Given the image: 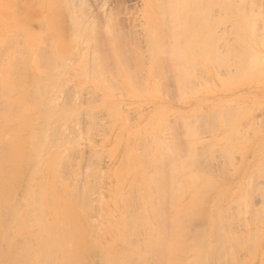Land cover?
Returning <instances> with one entry per match:
<instances>
[{
    "label": "rangeland",
    "instance_id": "374dc122",
    "mask_svg": "<svg viewBox=\"0 0 264 264\" xmlns=\"http://www.w3.org/2000/svg\"><path fill=\"white\" fill-rule=\"evenodd\" d=\"M55 1L0 0V46H2L0 51H6V56L0 54L2 57L0 58V83L4 84L6 65L16 57L15 65L30 66L31 70L30 72L27 70L28 73L25 76L22 75L26 71L25 68L18 66L19 69H17L21 70L19 72L23 77L27 76V79L37 78L40 75L37 73L48 71V67H45L47 64L43 65L46 61L44 57L48 58V55L51 54L55 57L58 54L62 55L60 59L62 60L64 57L66 63L61 61V64L64 63L66 68L69 66V72L66 69L67 74H64L65 72H62L65 68L61 65L64 68L63 71H60L61 74H64L61 77L68 81L60 86L63 79L59 78L61 83L58 85L62 89L60 90L58 85L54 84L57 86L56 88H59L57 93H55V86L51 87L53 85L49 84V76L47 74V77L43 74L41 76L43 79L45 77V80L47 78V84L45 82L44 86L54 88L52 91L55 90L54 93L57 97L59 96V101L55 96V98L51 96L54 99L52 102L56 100L58 106L63 110H68L67 113L72 117L71 121L65 122L69 124L68 126L62 121V125L65 126L63 133L60 135L55 133L59 145L61 143L68 144L56 145L57 141L52 139L53 134L48 135L49 150L48 155L44 154L46 156L44 157L45 164L54 162L58 157L61 159L60 155L64 154L62 162L59 163L62 164L58 166L59 168L57 167L60 171L56 172V176L53 174V170L51 172L44 167L39 176L32 172V168L28 164L24 165V168L19 170L17 194L13 201L17 200V203L20 201L23 203L24 197L22 196L26 194L27 188L30 189L37 184L39 179L44 183L51 177L56 181L54 193L50 188V193L47 195L49 197L48 205L53 207V195L59 194L62 188L68 187L72 197L70 199L68 194V201L73 206H77L78 209L75 208V210L80 211L86 206H88L87 209H90L85 210L84 208L82 214L80 211L79 216L75 215L76 217H74L73 215V218L71 216L72 223H76L75 225L78 226L89 219L93 222L90 224H96L90 227L91 230L101 235L97 237L99 240L94 233L95 236H90L92 240H89L93 242L92 245L89 243L90 245L87 247L85 264H102L101 256L104 259L105 254L103 251L115 241V236L119 234L121 228L123 232L128 230L129 234L124 235L122 232L123 237L120 236L122 239L116 242V249H122L123 251L120 250L121 254L130 250H138L139 254L149 255L142 261H139L141 258L134 259L135 261L131 264L135 262V264H157L161 253L157 256L159 252L155 251L154 255L153 246V248L150 247L152 251L147 250L146 242H154L155 245V241L160 240L161 236H165V245L170 244L172 240L169 237L178 236L177 225L180 220H186L184 231L187 235L181 241L186 247L189 245L192 248H187L190 253L187 251L182 254L181 251L175 252L176 255H179L178 258L175 257L176 260L182 257L178 260V264H214L215 262L216 264H229L230 262V264H264V0H62L60 4L59 1ZM66 8L70 11L68 12ZM75 15L76 17L78 15L77 18L80 17L81 20L76 19ZM71 20L74 23H71L73 22ZM73 24L79 30H76ZM80 25L83 27V31ZM78 33L82 35L80 37L83 40L77 36ZM61 38L68 43L65 44ZM72 39L77 40L74 43L75 46ZM4 43L6 47L3 46ZM64 44L69 45L68 49L61 51L64 47L66 48V46H61ZM114 45H118V47ZM41 47L49 49L47 48L46 52L42 50L40 53ZM50 47L53 51L50 50ZM18 49L21 51L18 52ZM111 49L113 53L110 52ZM34 53H37L36 57L39 55L40 59L44 60L39 61V57L37 58L39 63H43L40 64L42 71L40 67L38 68L39 72L37 70L35 72L37 68L33 70V62L27 60L29 55L34 58ZM95 53H99L100 58ZM27 54L28 56H25ZM81 55L83 56L81 57ZM99 60L101 66L97 64ZM82 61L89 67L85 68L86 71ZM89 61L90 63H88ZM55 64L59 65V67L57 66L59 69V62ZM92 65L99 66V69L104 68L102 71L105 76L104 80L108 79L107 81L110 82L104 83L103 80H96L98 71L95 70L98 68L94 69ZM130 73L132 77H130ZM20 76L19 78L22 77ZM26 78L24 80H27ZM46 87H41L44 93ZM25 89L27 92V88ZM39 93L42 94L41 91ZM49 93L54 95L51 91ZM40 94L35 96L36 100L34 97H29L30 100L26 99L27 102L34 99L36 102L32 101L31 103H37ZM45 99L40 100L44 101ZM48 100H45L46 102L44 101L42 106H37L38 104L34 106L40 107L38 111L44 112L51 99ZM38 102L40 101L38 100ZM39 104L41 105V102ZM38 132V128L33 127L23 135L29 139H36ZM59 140L62 142L59 143ZM58 146L59 148H57ZM189 147L191 152L188 151ZM2 150L4 148H1ZM160 153L163 154V157ZM188 160L193 163H188ZM181 164L190 167L187 166L183 169ZM138 165L140 166L137 167ZM134 167L140 168V173H135ZM158 171L162 173V176L158 174ZM59 172L61 175L58 174ZM149 175L153 177L150 178ZM157 176L161 179H157ZM190 177H194L193 181ZM57 178L58 180H56ZM149 178L151 179L149 187H154L152 191L145 187V182L147 183ZM184 178H188V181ZM134 180L135 183L132 182ZM160 181L161 184L163 181L166 182L163 185H167L168 189L167 187L164 189L161 185L162 189L160 190L161 187L159 188L158 185ZM152 182H155L154 185L158 184L154 186L151 184ZM131 187L136 194L132 193ZM157 188L160 190H158L159 192L166 191L167 195L164 193L162 197L155 196V192L156 195H159L156 191ZM171 188L174 189L176 195L173 190H170ZM46 190L48 191V189ZM76 190L77 194H75ZM199 191L200 193H198ZM145 192L148 196L145 195ZM201 192L203 193L201 194ZM204 194L208 197V201ZM165 195L168 199L173 196L171 201L168 200L171 206L166 201ZM150 196L153 198H150L151 201L148 198ZM196 196H199V204L204 202L202 205L198 204V208L193 205ZM136 197H139V200ZM202 197H204V201H202ZM239 199L240 201H237ZM160 201L162 204L159 203L160 207L158 208L157 203ZM162 201H166L168 209L165 208V202ZM61 203L64 204L63 201ZM173 203L174 205H172ZM63 204H60L59 207ZM144 206L148 208L147 212L144 211ZM179 206H184L186 211L180 212ZM228 206H231L232 209ZM199 207L202 209L204 207V210L202 211ZM224 207H227V211L223 210L226 213L221 212ZM61 208L63 209V207ZM126 208H129L128 213L125 211ZM161 208L165 209L160 212ZM187 208L193 212L187 213ZM49 210L47 213L51 217L52 214ZM165 210L169 212L166 213ZM228 211L229 213H227ZM194 212L196 215L193 214ZM132 213L133 215H128ZM125 214L130 216L129 221ZM161 214H164L163 219L160 217ZM203 214H205V219ZM214 214H218L217 217H214ZM225 214H229L228 216L231 217L228 218ZM2 217L3 221L7 220L4 216ZM174 217L178 219H174ZM122 218L126 219L127 223ZM131 219H136V222ZM157 220L160 221H158L160 225L156 224ZM121 221L131 227H125L126 224ZM135 226L137 227L135 228ZM156 227L164 229L161 228L162 230L160 229L161 231L158 230L156 233V229H158ZM31 230L38 232V227L31 228ZM113 230H117V233ZM131 232L132 234H130ZM109 234L111 235L109 236ZM147 235L151 237L149 238ZM220 236L224 238L222 239ZM226 236L231 238L228 239ZM11 237L14 240L8 248H5V242L4 244L1 241L4 246L0 242L3 249L11 248L9 252L19 251L26 242L34 243V236H21V239L16 236ZM127 237L128 239H126ZM200 239L205 247L199 242ZM212 239L214 240L211 241ZM193 242L194 244H192ZM243 242H246L245 245ZM129 243L134 244L127 245ZM221 244L227 245L221 248L219 246ZM70 245L71 249H75L73 242ZM157 246L160 247L158 243ZM199 246L203 247L204 251ZM212 246L215 247L212 249ZM227 246L230 247V250L226 248ZM194 251L198 253L196 254ZM211 254L213 258H211ZM218 254L228 255L219 258ZM214 257H216L215 260ZM197 258L201 260H196ZM212 259L213 261H211ZM200 261L202 262L199 263ZM42 264L47 263L43 262ZM172 264L177 263L175 261Z\"/></svg>",
    "mask_w": 264,
    "mask_h": 264
},
{
    "label": "bare ground",
    "instance_id": "6f19581e",
    "mask_svg": "<svg viewBox=\"0 0 264 264\" xmlns=\"http://www.w3.org/2000/svg\"><path fill=\"white\" fill-rule=\"evenodd\" d=\"M56 1H59V4L62 2V0L60 1V0H56ZM55 1V2H56ZM63 4V3H62ZM67 9V8H66ZM60 10V9H59ZM68 10V9H67ZM70 10H68V12H69ZM67 12V13H68ZM72 12V11H71ZM56 13V12H55ZM58 13V12H57ZM62 13V12H61ZM66 13V12H65ZM73 13H74V10H73ZM75 14H76V12H75ZM58 15V14H57ZM60 15V14H59ZM71 15H73V14H71ZM80 15V14H79ZM74 16V15H73ZM54 17H56V15H54ZM69 17V16H68ZM75 17H76V15H75ZM77 17H78V15H77ZM76 17V19H78ZM83 17V16H82ZM81 17V18H82ZM63 18V17H62ZM70 18V17H69ZM71 18H72V16H71ZM72 19H74V20H76L75 18H72ZM79 19H80V17H79ZM78 19V20H79ZM55 20V19H54ZM53 20V21H54ZM81 20V19H80ZM79 20V21H80ZM71 21H73V20H71ZM70 21V22H71ZM76 22V21H75ZM78 22V21H77ZM82 22V21H81ZM71 23H74V21L73 22H71ZM78 23H80V22H78ZM78 23H75V24H78ZM73 26H74V28L76 29V27H75V25L73 24ZM81 26V25H80ZM85 26V25H84ZM82 27V26H81ZM86 27V26H85ZM71 28V27H70ZM73 28V27H72ZM78 29V28H77ZM76 29V30H77ZM75 30V31H76ZM79 30V29H78ZM82 31H83V27H82V29H81ZM67 31V30H66ZM73 31H74V29H73ZM86 31H87V29H86ZM72 32V31H71ZM75 33V32H74ZM79 33H80V31H79ZM78 33V37H80V35L81 34H79ZM84 34H86L85 32H84ZM91 34V33H90ZM57 37V36H56ZM71 37L73 38V35H71ZM70 37V38H71ZM81 37H82V35H81ZM80 37V38H81ZM80 38H79V40H80ZM83 38H84V36H83ZM56 39V38H55ZM67 39V38H66ZM76 39V38H75ZM75 39H72V40H74L73 41V44L75 43V41H77V40H75ZM82 39V38H81ZM87 39V38H86ZM85 39V40H86ZM89 39V38H88ZM92 39V38H91ZM59 40H60V38H59ZM58 40V42H61V41H59ZM61 40H63L62 38H61ZM83 40V39H82ZM65 40H63V42H64ZM9 43H11L12 44V42H10V41H8ZM8 42H6V43H8ZM79 42V41H78ZM66 43H68L67 41H65V44ZM112 43H114V42H112ZM61 45L62 47H64V46H66V48L64 47V49L63 50H61V48H60V50L61 51H66L68 48H67V46H69V45ZM82 44V43H81ZM6 44L4 43V45L3 46H5ZM97 45V44H96ZM10 46V45H9ZM41 46V45H40ZM74 46H75V44H74ZM115 46V45H114ZM2 46H0V48H1ZM6 47V46H5ZM98 47V46H97ZM115 47H118V45L117 46H115ZM9 48V47H8ZM31 48V47H30ZM42 49H41V51L38 49V51H40V53L42 52V50H44L43 52H46V49L48 48H44V47H41ZM44 48V49H43ZM51 48V47H50ZM49 49V48H48ZM115 49V48H114ZM6 50H7V48H6ZM23 50V49H22ZM25 50V49H24ZM23 50V51H24ZM50 50H52V48L50 49ZM4 51V50H3ZM3 51H0V54L1 55H3V56H6V51H4V54H3ZM16 51V50H15ZM21 50H19L18 49V52H20ZM26 51V50H25ZM30 51V50H29ZM37 51V50H36ZM37 51V52H38ZM53 51V50H52ZM164 51V50H163ZM162 51V52H163ZM166 51V50H165ZM27 52V51H26ZM48 52V51H47ZM50 52V51H49ZM86 52V51H85ZM110 52H112V49H111V51ZM115 52H116V50H115ZM159 52V51H158ZM157 52V53H158ZM15 53V52H14ZM17 53V52H16ZM25 53V52H24ZM29 53V52H28ZM52 53H54V52H52ZM61 53V52H60ZM100 53V52H99ZM99 53H95V54H98V57L100 56L99 55ZM113 53V52H112ZM11 54H12V52H11ZM26 54V53H25ZM37 53H34V58H32V57H29L28 56V54L27 55H25V56H28L27 58V60H29V61H31V63L33 62V65L32 66H34V68H32L33 70L35 69V68H37V69H35V72H36V70H37V72H39V69L38 68H40L41 67V65L40 64H43L42 62L41 63H39L38 61H37V58L39 57V55H38V57H36L37 55H36ZM38 54H39V52H38ZM46 54V53H45ZM50 54H51V52H50ZM66 54V53H65ZM83 54V53H82ZM94 54V53H93ZM121 54V53H120ZM119 54V55H120ZM8 55V54H7ZM44 55V54H43ZM43 55H41V57L43 56ZM46 55H48V54H46ZM57 55V54H56ZM69 55H70V53H69ZM84 55V54H83ZM83 55H81V57L83 56ZM88 55V54H87ZM15 56V55H14ZM24 55H23V57H25ZM64 56V55H63ZM67 56V55H66ZM113 56H115V55H113ZM12 57V56H11ZM10 57V58H11ZM16 57V56H15ZM19 57V56H18ZM44 57V56H43ZM62 57V55H57V57H55L53 54H51V55H48V58H47V56H45L44 58H46L45 60V62H44V64L43 65H45V64H47V65H45V67H48V71H46L45 69V71L44 72H46V73H44L41 69H42V67L40 68V70L42 71V73L41 72H39V73H37V75L38 74H40V75H38V77L37 78H35V79H38L39 77H41L42 76V74L45 76V77H47V76H49V78H48V81L50 82L49 84L50 85H53V86H51V87H54L55 85H60V83L61 82H59V78L61 79L62 77H63V75L64 74H67V70H68V72H69V69H68V67L69 66H67V68L65 67V64L64 63H66L65 61H64V59L62 58V60L60 59ZM85 57V56H84ZM88 57V56H87ZM97 57V56H96ZM104 57V56H103ZM106 57V56H105ZM119 58H120V56H118ZM0 58H2V57H0ZM17 58V57H16ZM14 59L16 62H17V59ZM67 58V60H68V57H66ZM100 58V57H99ZM102 58V57H101ZM8 59V58H7ZM49 61H48V60ZM60 59V60H59ZM87 59V58H86ZM95 59H97V58H95ZM154 59V58H153ZM14 60H12V61H10L7 65H6V69H5V79H4V84L1 82L0 83V242L2 241L3 243L5 242L6 243V245H8V246H6L5 245V248L7 247H9V245H10V243H12V241L14 240H12V238L13 237H11V236H16L17 238L19 237V239H21L20 237L21 236H34V243L33 244H31L30 242H26V243H24V245H23V242H22V245H23V248L21 249L20 247V249H19V251L18 250H16V252H9L10 251V249L8 250V249H3L2 248V245L0 246V263L1 264H42L43 262H45V263H47V264H85V256H86V252H87V247H89L88 245H90L92 242H90V240H92V238L90 237V236H95V235H93V233L94 234H96L97 236H96V238L98 237V236H101V235H99V233H97V232H95V231H93V230H91V228L90 227H92V226H95L96 224L94 223V224H90V222L91 221H89V219H86V221H84L83 223H81L80 225H78V226H76L75 224H73L72 223V219H70V217L72 216V218H73V215H74V217H76V216H79L80 215V211H81V214H82V210L85 208V210L87 209L86 207H88V206H86V207H84L83 209H80V211L78 210H75V208H77V206L75 207V206H73L72 204H70L69 203V201H68V194H69V197H70V199L72 198L71 197V193H70V190L68 189V187L67 188H62V191L60 192L59 191V194H54L53 195V207H50L48 204H49V201H48V193H50V188H51V190H53V193H54V184L56 183V181H54V179H52L51 177H50V180H46V182H42L40 179H39V182H37V184H35L34 186H32V187H30V189L29 188H27L25 191H26V194H24V196H22V197H24L23 198V200H24V202L22 203L21 201L19 202V203H22V204H19V203H17V200H15L16 202H14L13 201V199H15V196H16V192H17V181H18V178H19V170H21V168L25 165L26 166V164H28L31 168H32V172L33 173H35L36 175H39L40 176V174H41V170L44 168V167H46L49 171H51L52 172V170L54 171L53 172V174H55L56 175V172L59 170L58 168V166H60L61 164H59L60 162H62V160H63V156L62 155H64V154H62V155H60L61 156V159H59V157H58V159L56 158L55 159V161L53 162V161H51L52 163H50V164H45V159H44V157H46L45 155H48L47 153H48V148H49V142L47 141V140H49V138H48V135L49 134H53V137H52V139H53V141H55L56 139H58V137H56L57 136V134H55L56 132L57 133H59V135L61 134V133H63L64 131H63V127H65V126H63L62 124V121H64V123L65 122H67L68 123V121H71L72 120V117H71V114H69V113H67L68 112V110H63L62 109V107H60V106H58L59 104H57V101H59V96L57 97V95L55 94V93H57V89L59 90V85H58V87L59 88H56L57 86H55L54 88H56V91L55 90H53L52 91V89H54V88H51L50 86L47 88L46 86H44V84H45V82H46V84H47V78H46V80H45V77H44V79H43V77H41V78H39L38 80H35L32 76H33V74H32V79L31 78H26V77H23V76H25V74H27L28 72H30V66L28 65V66H23V65H15L14 63H16ZM39 61L41 60V61H44L43 59H40V57H39V59H38ZM93 60H94V58H93ZM158 60V59H157ZM55 61H57V62H59V64H60V68H61V70H60V68L58 69V67H59V65H56L55 63H57V62H55ZM61 61H64V63H63V65L61 64L62 62ZM79 61V60H78ZM55 62V63H54ZM92 62V61H91ZM95 62V61H94ZM21 62H20V60H19V64H20ZM29 63V62H28ZM85 63V62H84ZM88 63H90V61L88 62ZM82 64H83V61H82ZM94 64V63H93ZM97 64H99V66H101V64H100V60H99V63H97ZM97 64H95V65H97ZM31 65V64H30ZM40 65V66H39ZM64 66V68H62V66ZM67 65V64H66ZM74 65H75V63H74ZM83 65H85V64H83ZM160 65H162V64H160ZM3 66H4V64H3ZM18 66H20L19 68H25L26 69V71H24L25 69H22L25 73H22V75H21V73L19 72V71H21V70H17V69H19L18 68ZM56 66V67H55ZM58 66V67H57ZM86 66V67H85ZM85 66H83V68H84V70H85V68H87L88 66L87 65H85ZM93 67H94V69H97L99 66H94V65H92ZM117 66V65H116ZM116 66H114V67H116ZM165 66V65H164ZM91 67V66H90ZM92 67V68H93ZM43 68H44V66H43ZM82 68V69H83ZM89 68V67H88ZM100 68V67H99ZM98 68V70H95L96 72L98 71V73H96V80H103V81H105L104 83H107V82H110V81H107V80H104L105 79V76H104V74H103V69L104 68H101V69H99ZM152 68V67H151ZM63 69H64V71H63ZM67 69V70H66ZM113 69V68H112ZM116 69H117V67H116ZM115 69V70H116ZM153 69V68H152ZM156 69H157V66H156ZM16 70H17V73H16ZM27 70H29L28 72H27ZM87 70V69H86ZM85 70V71H86ZM89 70V69H88ZM93 70V69H92ZM91 70V71H92ZM162 70V69H161ZM60 71H63L62 73H64V74H61L60 73ZM71 71V70H70ZM106 71H107V68H106ZM105 71V72H106ZM20 73V75L23 77H21L20 75H18L19 73ZM81 72H83V71H81ZM93 72H94V70H93ZM108 72V71H107ZM106 72V73H107ZM112 72V71H111ZM61 75H60V74ZM72 73V72H71ZM94 73V74H95ZM118 73H119V71H118ZM46 74H47V76H46ZM87 74V73H86ZM117 74V73H116ZM131 74V73H130ZM155 74V73H154ZM31 75V74H30ZM92 75H93V73H92ZM107 75V74H106ZM19 76L22 78V80H21V78H19ZM62 76V77H61ZM79 76V75H78ZM81 76V75H80ZM114 76V75H113ZM155 76H156V74H155ZM83 77V76H82ZM86 77H88V76H86ZM91 77V76H90ZM90 77H89V79H90ZM107 77V76H106ZM130 77H132V74L130 75ZM153 77V76H152ZM27 79V80H24V79ZM43 79V80H42ZM63 79V81H62V83H61V85L60 86H62V84H64L65 82H67V81H65L64 80V78H62ZM110 79V78H109ZM42 80V81H41ZM45 80V81H44ZM131 80V79H130ZM40 81V82H39ZM44 81V82H43ZM61 81V80H60ZM95 81V80H94ZM112 81V80H111ZM43 83V85H42V83ZM113 82V81H112ZM115 82V81H114ZM133 82H135V81H133ZM52 83V84H51ZM57 83V84H56ZM103 83V82H102ZM45 84V85H46ZM55 84V85H54ZM130 84V83H129ZM39 85H41V86H39ZM28 86V87H27ZM31 86V87H30ZM103 86V85H102ZM41 87H46L45 88V93L41 90ZM23 88H24V90H23ZM25 88H27V92L25 91L26 89ZM42 88V89H43ZM48 89V90H47ZM49 89H51L50 91L51 92H53V94L54 95H52V94H50L49 92ZM62 88H60V90H61ZM111 90H112V88H111ZM116 90V89H115ZM25 91V92H24ZM41 91V93L43 94H40L39 92ZM49 91V92H48ZM54 91H55V93H54ZM46 92H48V93H46ZM113 92H115V91H113ZM38 94H40V95H42V96H40L39 95V99H37V103H35L36 101V98L37 97H35V96H38ZM47 94V95H46ZM45 95V97L46 96H48V97H46V99H45V97H43ZM26 96V97H25ZM51 96L53 97V98H57L58 100L56 101L55 100V102H52V100L54 101V99L53 98H51ZM55 96V97H54ZM28 97V98H27ZM29 97L31 98H33L34 97V99L33 100H31V102L32 101H35L34 103H31V102H27V100L26 99H29ZM45 99L46 101L48 100V98H49V103L46 105V104H44V105H46V110L44 111V112H42V110L41 111H38V110H40V107H35L34 105L36 104H38L37 106H42L43 104L42 103H44V101L43 100H40V99ZM30 100V99H29ZM38 100L41 102V105L39 104L40 102H38ZM45 101V102H46ZM55 105H54V104ZM62 105H64V104H62ZM64 107V106H63ZM57 109V110H56ZM73 109V108H72ZM37 112H39V113H41V114H39V113H37ZM70 113H72V112H70ZM36 115V116H35ZM77 115V114H76ZM74 120V119H73ZM67 123H65L67 126L69 125V124H67ZM66 126V127H67ZM33 127H35V128H38V130H39V132L37 133V137H36V139H33V138H27V137H25L23 134L26 132V131H28L29 130V128H33ZM55 139V140H54ZM57 142L55 143L56 145L58 144V140H56ZM61 140H59V143H61L60 142ZM149 142V141H148ZM70 143V142H69ZM54 144V145H55ZM65 144H68V143H61V145H65ZM71 144V143H70ZM130 144V143H129ZM46 145H47V147H46ZM59 145V144H58ZM61 145H59V146H61ZM146 145V144H145ZM59 146L57 147V148H59ZM71 146V145H70ZM147 146V145H146ZM56 147V146H55ZM132 147V146H131ZM1 148H4V150H2V151H4V152H2L1 151ZM53 148V147H52ZM63 148V147H62ZM130 148V147H129ZM54 149V148H53ZM126 149H127V151H129L128 150V148L126 147ZM190 147L188 148V151H190ZM51 150V149H50ZM192 150H193V148H192ZM45 151V152H44ZM62 151V150H61ZM60 151V152H61ZM126 151V152H127ZM191 152V151H190ZM123 153H124V151H123ZM132 153V152H131ZM159 153V152H158ZM45 154V155H44ZM66 154V153H65ZM134 154H135V152H134ZM160 154H162V153H160ZM124 155V154H123ZM146 156H147V153L145 154ZM158 155V154H157ZM65 156H67V155H65ZM64 156V157H65ZM133 156V155H132ZM131 156V157H132ZM158 157V159H159V156H157ZM157 157H156V159H157ZM161 157H163V154L161 155ZM126 158V157H125ZM130 158V157H129ZM133 158H134V156H133ZM48 159V158H47ZM128 159V158H127ZM126 159V160H127ZM130 159H132V158H130ZM144 159H145V157H144ZM146 159H147V157H146ZM51 160V159H50ZM67 160H68V158H67ZM137 160V159H136ZM160 160V159H159ZM65 161V160H64ZM131 161V160H130ZM155 161H157V160H155ZM195 161V160H194ZM47 162H48V160H47ZM67 162V161H66ZM65 162V163H66ZM124 163H125V161H123ZM132 162V161H131ZM185 162V161H184ZM135 163V162H134ZM151 163V162H150ZM158 163H159V161H158ZM182 163V162H181ZM188 163H193V162H191V161H189L188 160ZM196 163V162H195ZM63 164H64V162H63ZM73 164V163H72ZM127 164H128V161H127ZM136 164V163H135ZM186 164H187V162H186ZM68 165V164H67ZM124 165V164H123ZM132 165V164H131ZM141 165H142V163H141ZM163 165V164H162ZM180 165V164H179ZM134 166H136V165H134ZM140 165H138L137 167H139ZM186 166V165H185ZM185 166H183L182 164H181V168H183V169H185V168H187V166L185 167ZM58 167V168H57ZM66 167V166H65ZM71 167V166H70ZM149 166H147V169H149L148 168ZM156 167V166H155ZM188 167H190V166H188ZM24 168V167H23ZM66 168H68V167H66ZM81 168V167H80ZM160 168V167H159ZM135 169V170H134ZM144 169H145V167H144ZM180 169V168H179ZM46 170V169H45ZM62 170V169H61ZM65 170V169H64ZM70 170V169H69ZM131 171H132V168L130 169ZM133 170L135 171V173H137V172H139L140 171V168L139 169H136V167H134L133 168ZM160 170V169H159ZM60 171V170H59ZM133 171V172H134ZM149 171V170H148ZM51 172H50V174H51ZM66 172L68 173V171L66 170ZM69 173L71 174V172L69 171ZM140 173V172H139ZM142 173V172H141ZM148 173V172H147ZM59 175H61V173L59 172L58 173ZM64 174V173H63ZM134 174V173H133ZM143 174V173H142ZM157 174V173H156ZM158 174H161V176H162V173H160V171H158ZM137 175V174H136ZM57 176V175H56ZM148 176V175H147ZM53 177V176H52ZM67 177V176H66ZM146 177V176H145ZM149 177H150V175H149ZM151 177H153V176H151ZM150 177V178H151ZM155 177V176H154ZM64 178V177H63ZM149 178V180H147V183L145 182V187L147 188V190L150 188L149 187V181H151V179ZM161 179V177H159V176H157V179ZM191 178V177H190ZM194 177H192L191 178V180L193 179ZM195 178L197 179V177L195 176ZM148 179V178H147ZM167 179V178H166ZM186 178H184V180H185ZM198 179H199V177H198ZM56 180H58V178L56 179ZM64 180H65V178H64ZM163 180V179H162ZM161 180V181H162ZM187 181H188V178L186 179ZM190 179H189V182L191 181ZM200 180V179H199ZM160 181V184H158L159 183V181H158V183H156V184H158L159 185V188L161 187V185H163L164 183H166V182H164L163 181V184H161L162 182ZM193 181V180H192ZM59 182H60V180H59ZM71 182V181H70ZM133 183H135L136 181L134 180V181H132ZM138 182V181H137ZM170 182V181H169ZM172 182V181H171ZM184 182V181H183ZM196 182V181H195ZM207 182H209V181H207ZM155 183V182H154ZM154 183L152 182L151 184H153L154 185ZM168 183V182H167ZM188 183V182H187ZM201 183V182H200ZM206 183V182H205ZM204 183V184H205ZM71 184H72V182H71ZM144 184V183H143ZM147 184V185H146ZM155 184V185H156ZM208 184V183H207ZM154 185V186H155ZM192 185H193V183H192ZM200 185V184H199ZM206 185V184H205ZM209 185V184H208ZM57 186H58V184H57ZM70 186V185H69ZM131 186H133V185H131ZM136 186H137V184H136ZM136 186H134V187H136ZM151 186V185H150ZM181 186V185H180ZM187 186V185H186ZM194 186V185H193ZM79 187V186H78ZM152 188H154L153 186H151ZM162 187H164V189H165V187H167V185L166 186H162ZM162 187L160 188V190L162 189ZM170 187V186H169ZM190 187H191V185H190ZM216 187V186H215ZM215 187H213V188H215ZM253 187V186H252ZM76 188V187H75ZM122 188V187H121ZM133 187H131V189H132ZM152 188H150V191H152ZM181 188V187H180ZM46 189H48V191L46 190ZM58 189V188H57ZM167 189H168V187H167ZM166 189V190H167ZM188 189V188H187ZM209 189V188H208ZM133 190V189H132ZM132 190H130V191H132ZM159 189L157 188V194H159V195H156V192H155V196H161L162 197V195L165 193L166 195H167V193H166V191L164 192H159L158 191ZM170 190H173V192L175 193V191H174V189H170ZM179 190V189H178ZM193 190V189H192ZM202 190V189H201ZM119 191V190H118ZM135 190H133L132 191V193L134 192ZM149 191V192H150ZM154 191V190H153ZM169 191V190H168ZM197 191V190H196ZM203 191V190H202ZM218 191V190H217ZM58 192V191H57ZM76 193L75 194H77V190L75 191ZM137 192H138V190H137ZM147 192V191H146ZM145 192V195H147L148 196V194ZM52 193V194H53ZM73 193H74V190H73ZM72 193V194H73ZM135 194H136V192H134ZM173 193V194H174ZM190 193H192V192H190ZM198 193H200V191L198 192ZM203 192H201V194H202ZM74 194V195H75ZM131 194V193H130ZM129 194V195H130ZM178 194V193H177ZM218 194V193H217ZM78 195H80L79 193H78ZM77 195V196H78ZM132 195V194H131ZM134 195V194H133ZM152 195V194H151ZM154 195V194H153ZM166 195H165V198H167L166 197ZM175 195H176V193H175ZM178 195H180V193L178 194ZM182 195V194H181ZM190 195V194H189ZM188 195V196H189ZM192 195V194H191ZM194 195H195V193H194ZM135 196V195H134ZM137 196H139L138 194H137ZM164 196V195H163ZM193 196V195H192ZM191 196V197H192ZM204 196H206L205 194H204ZM52 197V196H51ZM74 197V196H73ZM80 197V196H79ZM133 197V196H132ZM131 197V198H132ZM152 196H150V197H148L149 199L151 198ZM154 197V196H153ZM169 197V196H168ZM174 197H176V196H174ZM178 197V196H177ZM176 197V198H177ZM201 197V196H200ZM207 197V196H206ZM221 197V196H220ZM75 198H77V197H75ZM83 198V197H82ZM139 198V197H138ZM137 197H136V199H138ZM169 198H171V197H169ZM172 198H173V196H172ZM171 198V199H172ZM179 198H181V197H179ZM204 197H202V201H204V199H203ZM51 199V198H50ZM49 199V200H50ZM129 199V198H128ZM151 199H153V198H151ZM151 199H150V201H151ZM171 199H168L167 198V202H168V200H170L171 201ZM189 199H190V197H189ZM22 200V199H21ZM77 200V199H76ZM80 200H82L81 198H80ZM129 200H132V199H129ZM139 200V199H138ZM177 200V199H176ZM199 196H196V199H195V201H194V203H193V205H195V207H197V205L199 204ZM206 200V199H205ZM221 200H222V197H221ZM227 200V199H226ZM231 200V199H230ZM48 201V202H47ZM64 202V204L63 203H61V202ZM67 201V202H66ZM134 201V200H133ZM166 201H162V202H165V205L167 206V203H166ZM193 201V200H192ZM201 201V202H202ZM207 201H208V197H207ZM206 201V202H207ZM220 201V200H219ZM228 202H229V200H227ZM233 201V200H232ZM237 201H240V199L239 200H237ZM50 202H51V200H50ZM78 202H79V200H78ZM124 202V201H123ZM129 202V201H128ZM139 202V201H138ZM155 202V201H154ZM174 202V201H173ZM175 202H177V201H175ZM174 202V203H175ZM179 202V201H178ZM233 202H236V201H233ZM233 202H232V204H233ZM148 203V202H147ZM156 203V202H155ZM159 203H161V201L160 202H158L157 204H158V208L160 207L159 205ZM174 203L172 204V205H174ZM184 203V202H183ZM204 202H202V204H203ZM51 204V203H50ZM60 204H63V206L61 205V207H63V209L61 208V207H59V205ZM137 204V203H136ZM139 204V203H138ZM146 204V203H145ZM144 204V205H145ZM151 204H153L152 202H151ZM162 204V203H161ZM168 204H170V206H171V203H169L168 202ZM180 204V203H179ZM188 204V203H187ZM202 204H199V205H202ZM221 204V203H220ZM223 204H224V202H223ZM232 204L230 203V205L232 206ZM81 205H82V203H81ZM128 205V204H127ZM165 205H162V206H165ZM183 205H185V204H183ZM191 205V204H190ZM206 205V204H205ZM217 205V204H216ZM215 205V206H216ZM125 206V205H124ZM134 206V205H133ZM137 206V205H136ZM142 206V205H141ZM165 206V208H167L168 209V207L169 206H167L166 207ZM187 206V205H186ZM221 206V205H220ZM230 206V207H231ZM139 207V206H138ZM145 207V206H144ZM155 207H156V204H155ZM177 207H178V205H177ZM212 207V206H211ZM229 206H228V208H230ZM82 208V207H81ZM133 208V207H132ZM142 208V207H141ZM157 208V207H156ZM164 208V209H165ZM171 208V207H170ZM169 208V209H170ZM175 208V207H174ZM190 208H191V206H190ZM194 208V207H193ZM198 208V207H197ZM200 208V207H199ZM48 209H50L49 211L51 212V217H50V215L47 213V211H48ZM78 209V208H77ZM127 209V210H126ZM125 209V211H127V213H128V209L129 208H126ZM134 209V208H133ZM132 209V210H133ZM137 209V208H136ZM148 208L147 207H145L144 208V211H146ZM164 209H160V212L162 211V210H164ZM166 209V210H167ZM172 209V208H171ZM170 209V210H171ZM181 209V211L180 212H182V210H185L186 211V208L184 207V206H179V210ZM200 209H202V207L200 208ZM200 209H198L199 211H200ZM215 209V208H214ZM213 209V210H214ZM225 209V211H227V207L225 208H223L222 209V211H221V209H220V211L222 212V213H226V212H224L223 210ZM230 209H232V208H230ZM87 210H90L89 208L87 209ZM151 210V209H150ZM159 210V209H158ZM158 210H157V212H158ZM166 210L164 211V212H166ZM173 211H174V209H172ZM171 210V211H172ZM187 210H188V212L187 213H189V212H193V211H190L191 209H188L187 208ZM197 210V211H198ZM204 210V207H203V209H202V211ZM212 210V211H213ZM124 211V212H125ZM137 211H138V209H137ZM172 211V212H173ZM195 211H196V208H195ZM199 211H198V213H199ZM211 211V210H210ZM209 211V212H210ZM229 211H232V210H229ZM229 211L227 212V213H229ZM249 211V210H248ZM264 211V210H263ZM130 212H132V211H130ZM129 212V213H130ZM135 212V211H134ZM140 212H142V211H140ZM147 212V211H146ZM146 212H144V214L146 215ZM151 212H153V211H151ZM167 212H169V211H167ZM166 212V213H167ZM201 212V211H200ZM205 212V211H204ZM203 212V213H204ZM76 213V214H75ZM84 213V212H83ZM178 213V212H177ZM185 213V212H184ZM202 213V212H201ZM214 213V212H213ZM212 213V214H213ZM216 213H217V211H216ZM222 213H220L221 215H223ZM49 215V217H48V215ZM135 214H136V212H135ZM148 214V213H147ZM150 214V213H149ZM158 214H160V213H158ZM169 214V213H168ZM173 214V213H172ZM172 214H170V215H172ZM190 214V213H189ZM193 214H195V212L193 213ZM76 215V216H75ZM86 214H84V216H85ZM126 215V214H125ZM128 215H133V213L132 214H128ZM128 215H126V218H128V221H129V217H128ZM142 215V214H141ZM152 215V217H153V214H151ZM162 215V214H161ZM180 215V214H179ZM196 215V214H195ZM205 214H203V217H204V219H205V216H204ZM215 216L214 217H217V215L218 214H214ZM229 215V214H228ZM228 215H226L225 214V216H228ZM231 215V214H230ZM2 216H4L5 217V219L7 218V220H5V221H3V217ZM83 216V217H84ZM87 216V215H86ZM123 216V215H122ZM148 216V215H147ZM156 216V215H155ZM158 216H160V215H158ZM185 216H187L186 214H185ZM184 216V217H185ZM190 216V215H189ZM192 217H194L193 215H191ZM190 216V217H191ZM213 216V215H212ZM83 217H82V219H83ZM121 217V216H120ZM135 217H137L136 215H135ZM151 217V218H152ZM162 219H163V217H164V214L162 215V216H160ZM180 217V216H179ZM201 217V216H200ZM214 217H212V218H214ZM231 217V216H230ZM229 216H228V218H230ZM262 217V216H261ZM124 218V217H123ZM122 218V219H123ZM146 218H150V217H146ZM176 217H174V219H175ZM188 217H186V219H187ZM225 218V217H224ZM137 219V218H136ZM136 219L135 220H132V221H135L136 222ZM145 219V218H144ZM160 219V218H159ZM176 219H178V218H176ZM179 219H181V218H179ZM189 219V218H188ZM195 219V218H194ZM203 219V220H204ZM215 219V218H214ZM213 219V220H214ZM220 219H221V217H220ZM88 220V221H87ZM123 220H125V222H126V219H123ZM131 220H130V222H131ZM138 220V219H137ZM147 220V219H146ZM156 220V219H155ZM193 220V219H192ZM141 221V220H140ZM159 220H157L156 221V224H158L159 222H158ZM186 221V220H185ZM184 220H180V222L178 223V225H177V227H178V229H179V233H178V236H170L169 238H171V240H172V242H170V244H168V245H165V236L163 237V236H161L160 237V240H157V241H155L156 242V244L154 245L153 243L154 242H146V248H147V250L149 249V250H151V248L150 247H154V250H153V254L155 255V251L158 253V255L157 256H159V254L161 253V255H160V259L158 260L157 258V260H158V262H157V264L159 263V264H172V263H174L175 261H176V263L178 264V260H180V259H182V257L180 258V259H177L176 260V258L175 257H179V255H176L175 254V252L176 251H178V252H180L181 251V254L182 253H184V252H189L188 250H187V248L189 247V245H188V247H186L185 245H184V243H182V241L181 240H183V238H185L187 235L185 234V225H186V222H185ZM191 221V220H190ZM207 221V220H206ZM210 221H212V220H210ZM216 221V220H215ZM217 221H218V218H217ZM121 222H124V221H121ZM124 222V223H125ZM134 222V223H135ZM144 222V221H143ZM151 222V221H150ZM177 222V221H176ZM91 223H93V222H91ZM127 223V222H126ZM125 223V224H126ZM133 223V222H132ZM133 223V224H134ZM137 223H138V221H137ZM140 223V222H139ZM163 223V222H162ZM122 224V223H121ZM120 224V225H121ZM128 224H130L129 222H128ZM132 224V225H133ZM152 224V223H151ZM166 224H167V222H166ZM222 224V223H221ZM136 225V224H135ZM144 225H145V223H144ZM155 225V224H154ZM158 225H160V224H158ZM128 225L126 224V226L125 227H127ZM130 226V225H129ZM128 226V227H129ZM138 226H141V224L139 225L138 224ZM147 226V225H146ZM157 226V225H156ZM218 226V225H217ZM34 227H38V232H33L32 230H31V228H34ZM124 227V228H125ZM131 227V226H130ZM137 226H135V228H136ZM145 227V226H144ZM152 227H153V225H152ZM135 228H133L134 230H135ZM142 228V227H141ZM156 228H158V227H156ZM162 227H160V228H158V229H156V233L158 232V230L159 231H161L162 229H164V228H162ZM166 228V227H165ZM187 228V227H186ZM213 228H214V226H213ZM216 228H218V227H216ZM221 229H222V227H220ZM117 229V228H116ZM122 229V228H121ZM121 229H119V234H117L115 237V241L114 242H112V244L110 245V246H108V247H104L105 248V251H103L105 254H104V259H103V256H101L102 258V264H131L133 261H135L136 259L137 260H139L140 258H141V260H139V261H142V260H144V259H146L147 258V255L146 254H139V252H138V250L137 251H135V250H130V251H127L126 252V250H125V252L126 253H123L122 252V254H121V251L120 250H122V249H116V242H119V239L121 240L122 238H120V236H122V230ZM126 229V228H125ZM125 229H124V231H125ZM131 229V228H130ZM140 229V228H139ZM144 229V228H143ZM142 229V230H143ZM152 229V228H151ZM150 229V230H151ZM161 229V230H160ZM141 230V231H142ZM114 232H116L117 230H113ZM128 231V230H127ZM123 232V234L124 235H126V233L127 234H129L128 232ZM130 231H132V229L130 230ZM138 231V230H137ZM174 231V230H173ZM215 231V230H214ZM111 232V231H110ZM146 232H147V229H146ZM151 232V231H150ZM149 232V233H150ZM154 232V231H153ZM209 232V231H208ZM213 232V231H212ZM111 233H113V232H111ZM117 233V232H116ZM160 233V232H159ZM174 233V232H173ZM130 234H132V232L130 233ZM212 234H215V233H212ZM111 234H109V236H110ZM114 235V234H113ZM186 235V236H185ZM199 235H200V233H199ZM205 235H206V232H205ZM107 236V235H106ZM148 236V235H147ZM154 236V235H153ZM201 236V235H200ZM214 236V235H213ZM253 236V235H252ZM251 236V237H252ZM123 237V236H122ZM149 238L151 237V236H148ZM196 237H198V236H196ZM207 237V236H206ZM216 237V236H215ZM219 237V236H218ZM227 237V236H226ZM125 238V237H124ZM123 238V239H124ZM143 238V237H142ZM153 238V237H152ZM211 238H213V237H211ZM220 238H222L221 236H220ZM224 238V237H223ZM222 238V239H223ZM228 239L229 238H231V237H227ZM257 238V237H256ZM29 239V238H28ZM90 239V240H89ZM94 239V238H93ZM98 239V238H97ZM101 239V238H100ZM126 239H128V237L126 238ZM125 239V240H126ZM159 239V238H158ZM198 239H199V237H198ZM226 239V238H225ZM234 239H236V238H234ZM239 239V238H238ZM245 239V238H244ZM243 239V240H244ZM247 239H248V235H247ZM27 240V239H26ZM99 240V239H98ZM124 240V241H125ZM135 240V239H134ZM137 240V239H136ZM153 240V239H152ZM189 240V239H188ZM197 240V239H196ZM201 240L202 239H200V241L199 242H201ZM214 239H212L211 241H213ZM239 240H241V238L239 239ZM24 241V240H23ZM123 241V242H124ZM138 241V240H137ZM207 241V240H206ZM222 241V240H221ZM226 241V243H227V240H225ZM230 241V240H229ZM235 241V240H234ZM251 241V240H250ZM1 242V243H2ZM32 242V241H31ZM71 242H73L74 244H75V249H71ZM121 242V241H120ZM126 242H127V240H126ZM129 242V241H128ZM185 242V241H184ZM186 242H188L187 240H186ZM185 242V243H186ZM195 242H197V241H195ZM203 242H205V240H203ZM223 242V241H222ZM247 242V241H246ZM245 242V243H246ZM0 243V244H1ZM2 243V244H3ZM4 243V244H5ZM13 243H15V242H13ZM90 243V244H89ZM122 243V242H121ZM135 243V242H134ZM133 243V244H134ZM138 243V242H137ZM140 243V242H139ZM157 243L160 245V247H158L157 246ZM189 243V242H188ZM202 243V242H201ZM200 243V244H201ZM225 243V242H224ZM238 243V242H237ZM244 243V242H243ZM245 243H244V245H245ZM4 244H3V246H4ZM125 244V243H124ZM123 244V245H124ZM132 244V243H131ZM130 243L129 244H127V245H131ZM132 244V245H133ZM145 244V243H144ZM153 244V245H152ZM167 244V243H166ZM190 245H191V243H189ZM192 244H194V242L192 243ZM197 244H199V243H197ZM220 244V243H219ZM239 244H240V242H239ZM13 245H15V244H13ZM92 245V244H91ZM100 245V244H99ZM202 245H203V243H202ZM225 245H227V244H225ZM224 244L222 245H219V246H221V248H222V246H225ZM234 245V244H233ZM250 245V244H249ZM103 246V245H102ZM105 246V245H104ZM120 246V245H119ZM144 247H145V245H143ZM142 246V247H143ZM158 248H157V247ZM165 246V247H164ZM204 246V245H203ZM252 246V245H251ZM14 247H16V246H14ZM14 247H13V249H14ZM92 247V246H91ZM122 247H124V246H122ZM130 247V246H129ZM135 247V246H134ZM136 247H137V245H136ZM141 247V248H142ZM152 247V248H153ZM205 247V246H204ZM207 247V246H206ZM215 247V246H214ZM213 246L211 247L212 249L214 248ZM246 247V246H245ZM250 247V246H249ZM248 247V248H249ZM254 247V246H253ZM101 248H103V247H101ZM140 248V249H141ZM145 248V249H146ZM189 248H192V247H189ZM188 248V249H189ZM199 248H203V247H201V246H199ZM219 248V247H218ZM218 248H217V251H218ZM227 249L229 248V250H230V247H226ZM255 248V247H254ZM16 249H17V247H16ZM95 249V248H94ZM93 249V250H94ZM126 249V248H125ZM129 249V248H128ZM134 249V248H133ZM144 249V248H143ZM156 249V250H155ZM205 249V248H204ZM223 249H225V248H223ZM226 249V250H227ZM7 250V251H6ZM190 250H192V249H190ZM195 250H197L198 251V249L197 248H195ZM203 250V249H202ZM202 250H200L201 252H202ZM215 250H216V248H215ZM228 250V251H229ZM101 251V250H100ZM99 251V252H100ZM123 251V250H122ZM152 251V250H151ZM161 251V252H160ZM204 251V250H203ZM212 251H214V250H212ZM211 251V252H212ZM225 251V250H224ZM234 251L236 252V250L234 249ZM147 252H149V251H147ZM208 252V251H207ZM216 252V251H215ZM222 252H223V250H222ZM90 253V252H89ZM177 253V252H176ZM190 253V252H189ZM188 253V254H189ZM194 253H196L195 251H194ZM198 253V252H197ZM196 253V254H197ZM218 253V252H217ZM225 253V252H224ZM223 253V254H224ZM102 254V253H101ZM152 254V253H151ZM152 254V255H153ZM179 254V253H178ZM180 254V255H181ZM204 254V253H203ZM213 254V253H212ZM211 254V258H213L212 255ZM216 254V253H215ZM185 256H187L186 254H184ZM194 255V254H193ZM219 255L220 254H218L217 256L219 257ZM226 255H228V254H226ZM226 255H222L223 257L224 256H226ZM149 256V255H148ZM183 256V255H182ZM195 256V255H194ZM207 256V255H206ZM221 255H220V257L219 258H221L222 257ZM136 257V258H135ZM153 257V256H152ZM156 257V256H155ZM197 257V256H196ZM195 257V258H196ZM201 257V256H200ZM222 257V258H223ZM100 258V257H99ZM193 258V257H192ZM207 258V257H206ZM215 258L216 257H214V260H215ZM218 258V259H219ZM135 259V260H134ZM152 259V258H151ZM150 259V260H151ZM200 258H197L196 260H199ZM227 259L229 260V258L227 257ZM201 260V259H200ZM155 262H156V260H154ZM203 261V260H202ZM202 261H200L199 263H201ZM211 261H213V259L211 260ZM217 261V260H216ZM230 261V260H229ZM152 262V261H151ZM189 262V261H188ZM193 262V261H192ZM191 262V263H192ZM208 262V261H207ZM215 262V261H214ZM222 262V261H221ZM228 262V261H227ZM226 262V263H227ZM136 263V262H135ZM135 263H133V264H135ZM186 263V262H185ZM203 263H204V261H203ZM212 263V262H211ZM231 263V262H230ZM229 263V264H230ZM141 264V263H140ZM149 264V263H148ZM190 264V263H189ZM194 264V263H193ZM198 264V263H197ZM214 264H216V262L214 263Z\"/></svg>",
    "mask_w": 264,
    "mask_h": 264
}]
</instances>
